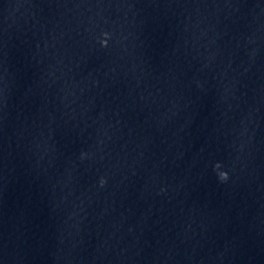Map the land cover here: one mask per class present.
Wrapping results in <instances>:
<instances>
[{
	"label": "clouds",
	"instance_id": "1",
	"mask_svg": "<svg viewBox=\"0 0 264 264\" xmlns=\"http://www.w3.org/2000/svg\"><path fill=\"white\" fill-rule=\"evenodd\" d=\"M219 175H220V179H221V180H226V179L228 178L226 172H221Z\"/></svg>",
	"mask_w": 264,
	"mask_h": 264
}]
</instances>
